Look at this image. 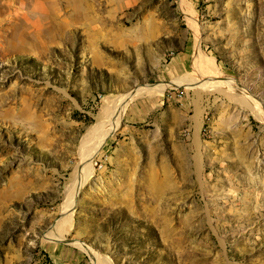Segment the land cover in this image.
Segmentation results:
<instances>
[{"label":"rangeland","instance_id":"1","mask_svg":"<svg viewBox=\"0 0 264 264\" xmlns=\"http://www.w3.org/2000/svg\"><path fill=\"white\" fill-rule=\"evenodd\" d=\"M0 264H264V0H0Z\"/></svg>","mask_w":264,"mask_h":264},{"label":"bare ground","instance_id":"2","mask_svg":"<svg viewBox=\"0 0 264 264\" xmlns=\"http://www.w3.org/2000/svg\"><path fill=\"white\" fill-rule=\"evenodd\" d=\"M167 88H168V86H165V87L153 86V88H150V89H153L154 93L155 92L156 93L157 92L163 93ZM110 107H105L103 109L102 113L100 114L99 118H98V120L100 121L99 125L101 126V129L97 133L96 142H98V144L101 143V145H103L115 133V131L118 129V126H119V123H120V121H118L117 119L116 120H112L110 115H111V113H117V112L121 114L123 109H120L119 106H113L112 108H110ZM107 123H111V124L108 127H106ZM88 145L89 144H87L86 146H88ZM96 153H97V150L93 149L92 154L90 156V160H92L94 158V155ZM89 167H90V171H89V174H88V178L92 175L93 165L91 164ZM81 173H82V171L79 170V168H78L77 176H76L77 179H75L76 181H79V179L81 178ZM74 187H76V186H74ZM78 190H79V187H76V190L75 191L73 190V192L71 193L70 198L68 200L69 207L71 206V203L74 206V204H75V196H76V193L78 192ZM74 192H76V193H74ZM73 194H75V195H73Z\"/></svg>","mask_w":264,"mask_h":264}]
</instances>
